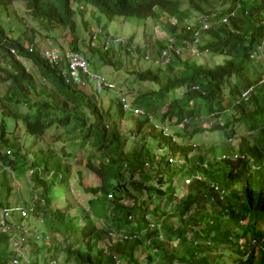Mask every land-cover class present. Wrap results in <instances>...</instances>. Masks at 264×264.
Instances as JSON below:
<instances>
[{
  "label": "trees",
  "instance_id": "16d2710c",
  "mask_svg": "<svg viewBox=\"0 0 264 264\" xmlns=\"http://www.w3.org/2000/svg\"><path fill=\"white\" fill-rule=\"evenodd\" d=\"M217 1L0 0L3 6L24 2L28 16L48 30L44 37L36 27L12 39L0 23V86L6 89L0 92V264L15 260L18 264H264V56L260 50L264 0H231V9L221 11L218 21L232 16V10L237 14L228 24L211 28L206 48L227 57L224 64L205 67L177 56L163 69L131 71L138 81L159 85V91L138 98L144 114L127 117L132 124L127 131L120 123L126 116L122 101L105 110L102 100L68 82L61 70L50 66L35 49L29 50L37 38H43L84 52L78 37L79 13L87 31L88 16L98 22L152 21L157 10L166 15L171 37L181 45L193 37V30L185 27L189 11L209 16ZM81 4L88 10L81 9ZM60 38L65 41L59 42ZM152 38L149 45L159 58L169 40ZM130 42L119 52L129 58L146 54L145 47L133 48ZM119 56L110 51L102 61L115 71L126 70ZM37 77L51 86L47 92L48 85L43 84L40 93L50 101L31 95ZM178 89L185 93L160 122L176 118L184 124L176 133L180 141L155 127L158 124L150 117L153 102L165 100ZM244 92L246 98H242ZM195 100L205 114L214 115L217 123L210 130L232 136L224 139L220 153L214 147L184 141L207 130L189 121L186 108ZM22 108L34 109L21 113ZM241 123L247 128L243 133L237 129ZM61 138H78L83 149L71 153L63 147L58 153L54 145ZM172 154L182 160L181 165L169 162ZM73 166L79 169L74 171ZM23 168L33 170L32 178L41 190L31 205L10 203L15 197L10 175ZM183 171L190 182L179 199L173 180ZM86 176L92 179L88 185L83 183ZM75 177L80 188L73 191L68 204L74 207L81 195L90 198L73 216L70 208L60 212L53 203L54 193L58 189L64 193L63 185ZM13 206L19 207L9 211ZM206 208L212 223L205 222ZM49 221L52 227L46 225ZM26 248L36 257L43 250L53 256L25 261ZM226 249L232 253L229 257L221 253Z\"/></svg>",
  "mask_w": 264,
  "mask_h": 264
},
{
  "label": "rangeland",
  "instance_id": "374dc122",
  "mask_svg": "<svg viewBox=\"0 0 264 264\" xmlns=\"http://www.w3.org/2000/svg\"><path fill=\"white\" fill-rule=\"evenodd\" d=\"M176 1V0H173ZM220 0L217 1V3ZM256 1V0H255ZM253 2V0H252ZM25 3L24 2H15L12 4H7V5H0V19L3 23V25L6 28V32L8 34L9 37L17 39L20 36H24V34H29L31 29H35L37 27V30L39 31V33L44 37L47 33V29L43 27V25L41 24H36V22H34L27 14V11L24 8ZM76 8V6H75ZM81 9H86L88 10V8L86 7L85 4H81L80 5ZM192 13V16H195L194 12L190 11ZM162 14V13H161ZM191 16V17H192ZM91 16H88L87 20L91 21V24L89 26V30H91L92 28H97V27H101L104 29L105 33L109 36H114V37H126V38H131L133 40V42L137 45H139V47L143 46V44H145V40L146 42L149 43H153V38L157 39L158 37L160 38H167L171 32L169 31V27H168V19L165 16H158L154 21L152 22H146V21H136V20H117V21H113V22H109L106 19H103L101 22H98L95 18H93V20L90 19ZM77 25H78V37L80 39V43H83V49H86L87 46V38L89 33L87 31H89L87 29H84L83 25H82V17L81 14L79 13L77 15ZM170 22V20H169ZM148 25V26H147ZM209 40V37H206L205 41V45L207 44ZM37 43L40 46H53V47H60L57 45L56 43H53L51 41L48 42H44L40 40V38H37ZM65 39L60 38L59 42H64ZM103 39L100 38L99 41L97 42V44L95 45V43L93 44V46H89V49L87 50L85 53L86 56L89 57L91 65L93 66L91 68V71L93 72H97L99 74H102L103 76L107 77L108 79H112L114 82V86L116 87V89L118 91L123 92V94L128 95V102L132 103L133 105L136 103L138 107H142L141 103H138V98H140L141 96H144L145 94L151 92V91H156L159 88V85H153L150 83H142L140 81H138L136 79V77L134 75H132L130 72L131 71H137V70H146L147 67L150 66V63H146L142 57H133V58H129L127 57L126 54H122V52H119V50H115L116 52H118V54H121V56H119L121 62L123 63L124 67L126 70H122L121 71H115V74L113 75V67L111 66H106L104 64V62L102 61V59L100 58V50L98 49L99 47H102L103 44ZM43 43V44H41ZM68 46L65 45L64 49H67ZM153 54V52H152ZM202 59H198L197 62L198 63H202L204 64L205 67H215L218 66L220 64L224 63V58L222 57V55L213 53V52H205L203 53ZM153 59L156 60L158 59V57H154ZM28 66V69L30 71H32L34 74H36L34 67L29 65L27 62H25ZM156 67V66H155ZM95 68V69H94ZM126 74V75H125ZM86 85L84 90L88 91L91 93V95H94L95 98H98L99 95L96 94L94 91V84L89 83L88 79L85 80ZM47 84V82H45V80L42 77H38L37 81L35 83V87H32L30 92L31 95L34 96L35 100H38L40 98H43L41 101L43 100H48L50 101V99L46 96H41L40 93L43 90V84ZM5 86L3 85V87L0 86V92L5 90L4 88ZM224 89V93L227 95L229 93V87L228 85H225L223 87ZM45 91L47 92H51V86L48 85L47 88H44ZM183 92L181 90H175L174 92H171V94L169 93L167 95V97H165V100L163 98L161 99H156L153 105V119L159 121L160 119H162L163 115L168 111V110H172L176 108V100L182 97ZM102 97H104V94H101ZM117 99L116 95L115 96H111L108 95L105 98H101V100L104 102L102 103V106L105 110H107L109 104L114 103V101ZM196 101V100H195ZM33 107H35V105H32ZM34 108L28 109V108H22L20 110L21 113H28V112H32ZM187 113L189 114V121L191 123L194 124H201L203 125V128L207 129L206 131L202 132L200 135H196L194 138H192L191 140H184L186 143L190 144L192 142L199 144V145H205L207 148L210 147H214L216 149V151L218 153H220V147L221 145L225 142L224 139H226V141H228V139L230 137H232L230 134L227 133V131H212L210 130V128H213L216 125V120L213 114H205L204 113V108L202 107H198L197 106V101L192 102L189 104L188 108H186ZM196 112V115H194L193 112ZM194 118V119H193ZM127 118H123L120 123L122 122L123 126L122 129L123 131L126 129V126L129 125L128 120H126ZM175 118L174 119H167L166 120V124H168L169 126V130H171L173 133L178 132L180 129H182V127H180L178 124L175 123ZM232 126V125H231ZM237 124L234 125V127H236ZM129 127H132V124L130 123ZM237 129L243 133L247 128L245 125H242V123L240 125L237 126ZM127 131V129H126ZM54 131L51 132V134H53ZM240 134L237 133V136H239ZM69 138V137H67ZM126 138V137H125ZM48 140H50V137H47ZM53 139V138H52ZM73 139V140H71ZM67 141H63L64 139L61 138V142H55L54 147L56 148V151L58 153H62L63 147L66 148L67 151L69 152H78L81 149H83L82 145H81V141L78 138H71ZM178 140V139H177ZM180 141V140H179ZM236 142V140H235ZM31 146V143L29 144ZM72 148L74 150H72ZM81 157V156H79ZM85 157V155L83 156ZM76 159H78L77 157H75ZM82 159V158H80ZM77 161V160H76ZM182 160L179 159V164L181 165ZM177 165V166H178ZM73 170L77 171L79 168L76 166H73ZM185 171L180 172L178 174L175 175L174 180H173V186H174V193L175 196L178 197L179 199H183V195L186 194L187 192V186L190 182L189 179H187L185 177ZM10 180H11V184L15 186L14 188V195L15 197L11 198L10 203H14L16 202V205H19L17 203L21 202L20 205H23L22 202L24 203H29L30 205L32 204L33 199H37V195L38 193H40V188L37 187L36 182L33 180L32 178V174L30 171L26 170L25 168L22 169L21 172L18 173H14L10 175ZM92 182V179L90 177H84L83 179V183L84 184H89ZM80 188L79 184H78V178L75 177L74 181H71L68 184H64L63 185V190L65 191L64 193L58 189L55 193H54V197H55V201L53 203V206L55 209H61L60 212H63L64 209L66 208H70L72 210V215L74 216L75 213H77L78 208L81 209L80 207H84V205L86 206L88 199L90 198L89 195H81L80 196V200L79 203H77L74 207L71 206L70 204H68V199L73 198L72 193L73 191H77ZM39 196V195H38ZM206 213V221L208 222L210 221L212 223V217L210 215H207V213H210V209L206 208L205 211ZM61 214V213H60ZM33 222V219H31ZM40 223V222H39ZM36 225V224H35ZM35 225H33V227L35 228ZM46 225L49 227H52L53 222L49 221L46 222ZM214 225V224H213ZM37 228V227H36ZM53 229V228H51ZM38 230V229H37ZM115 239V238H113ZM242 242V240L240 241V243ZM175 244V243H174ZM103 245V244H102ZM104 246V245H103ZM41 250V249H40ZM218 253V252H217ZM225 255V257H229L230 255H232V253L230 252V250L226 249L224 252H221ZM50 254L48 251L43 250L40 252L39 256L36 257L34 255V253L32 252V250L26 248L24 249L23 252V257L25 261H34L35 258H37L38 260H42L43 257H47V259H50V257H52L53 255H48ZM62 253L60 252V255ZM146 253L142 252L140 255V259L144 260L146 259ZM233 258H235L236 256H232Z\"/></svg>",
  "mask_w": 264,
  "mask_h": 264
},
{
  "label": "clouds",
  "instance_id": "9594fccd",
  "mask_svg": "<svg viewBox=\"0 0 264 264\" xmlns=\"http://www.w3.org/2000/svg\"><path fill=\"white\" fill-rule=\"evenodd\" d=\"M231 6H232L231 0H220L218 2V6H217L216 10L214 12H212V14H210L209 16L208 15H202V16L198 17L195 13H194L195 16H192V13L189 11L190 19L185 24V27L193 30V37L191 38V40L184 42L181 45H179L177 38L171 37V34L167 38L158 37L162 40H165V39L169 40V43L166 45L165 49H163V51L161 53V57H159L156 60L153 59V54H152L153 51L149 45V42H146V40H145V44H143V46H141L140 48L145 47L144 50H145L146 54L144 56H141V57L146 63H150V66L147 67L146 70L150 69V68H155V66L163 69L164 67H166L169 64L170 59L172 57H177V56L183 57V58H189L192 61H197L199 58L202 59L201 57H202L203 53L211 52L210 50H208L206 48L205 41H204L206 39V37H209L208 32L211 30V28H213L214 25H218L221 23L222 24H228L229 19L233 17V14H237V10H232L231 12H229V14H232V16L226 15V16L222 17L221 20H219V21L217 20L218 17H220L221 11L223 10V8L224 9H226V8L231 9ZM156 12H157L158 16H165L166 17V15L164 13H162L158 10ZM155 19H153L152 21H154ZM117 20H129V19H117ZM117 20H115V21H117ZM152 21H146V22H152ZM0 23H1L2 27L4 28L6 35L8 36V34L6 32V28L3 25L1 19H0ZM87 32L89 33V35H88L86 42L88 45L91 44L90 46H93L94 43L96 45L100 38H102L104 40L102 47L98 48L100 50V53H101L100 54L101 59H102L103 55H106L110 51L112 52L114 50H121L120 49L121 47L128 46V44L131 40V38H126V37L109 36L105 33L104 29L101 27H97L95 29L92 28L91 30H89ZM12 39H14V38H12ZM42 39L43 38H40V40L43 41V43L48 42V41L42 40ZM43 43H41V44H43ZM130 45L133 48L139 47V45L135 44L134 42H130ZM178 46H180V47H178ZM34 49L50 64V66H53V67L61 70L60 74L64 78H66V80L68 82L73 83L79 89L85 91L87 94L91 95L90 92L84 90L85 85H86V82H85L86 79H88L89 83L94 84V90H95L94 92L99 95V97L97 99L101 100V98H105L108 95H111V96L116 95L117 99L114 102L122 101L124 103V111L126 113V116H125L126 118L131 117V116L132 117H138V116H141L144 114V109H142L141 106L138 107L136 103L134 105L132 103H129L128 102V95H126V94L124 95L123 92L118 91L116 89V87L114 86V83H113L114 81L112 79H108L107 77L103 76L102 74L91 71V68L93 66L91 65L89 57L86 56L84 52H86L87 50L92 49V48H86L84 50V52H77V51L71 50L69 48L64 49L61 47L40 46L36 41V43L33 44L29 50L32 52ZM260 50H261V55L264 56V45L260 48ZM47 52H51L54 55H58L59 58L57 60H53V58H50L47 56V54H46ZM65 53H74V54L80 55L84 59V61L86 62L87 71L85 72L82 69H77L76 71H73L70 67V61L65 56ZM174 53H176V54L173 55ZM222 57L225 59L224 60V63H225L227 57L225 58V56H223V55H222ZM26 66H27V64H26ZM27 68H28V66H27ZM112 70H113L112 73L114 75L115 70L114 69H112ZM142 70H143V68H142ZM142 70H137V71H142ZM150 84H153V83H150ZM153 85H156V84H153ZM178 90H181L183 92V94L185 93L184 89H178ZM5 91H6V89H5ZM156 91H159V88ZM250 91H251V89H249L247 92L250 94ZM247 92L243 93L242 98L247 97ZM101 94H104L105 96L102 97ZM183 94H182V96H183ZM150 117L153 120V122L158 124V125H155V127H159L161 130L164 131V133L166 135H170V136L177 138L176 133H178L179 131L182 130V129H180L178 132L173 133L171 130H169L168 124L165 123L167 119L164 120V122H160L161 119L159 121H157V120L152 118L153 114H150ZM175 123L178 124L177 120H175ZM185 123H187V120ZM178 125L180 127L184 126V124H178ZM177 139L179 140V138H177ZM173 140H175V139H173ZM192 143H194V142H192ZM194 144H196V143H194ZM169 158L173 159L172 162L169 161L170 163H175L176 161H179V159L177 157L173 156V154ZM28 171H30V169H28ZM30 172L32 174L33 170L31 169ZM17 207H19V206L10 207L9 211L14 212ZM13 264H18V261L17 260L13 261Z\"/></svg>",
  "mask_w": 264,
  "mask_h": 264
},
{
  "label": "built area",
  "instance_id": "2783aa9c",
  "mask_svg": "<svg viewBox=\"0 0 264 264\" xmlns=\"http://www.w3.org/2000/svg\"><path fill=\"white\" fill-rule=\"evenodd\" d=\"M46 54L48 57L53 58V60H57L59 58L58 55H54L51 52H47ZM65 56L69 59L70 67L73 71H76L77 69H82L85 72L87 71L86 62L84 61V59L80 55L74 54V53H65ZM169 161L172 162L173 159L171 158V159H169ZM4 222H5V220L2 219L1 224L3 225Z\"/></svg>",
  "mask_w": 264,
  "mask_h": 264
}]
</instances>
